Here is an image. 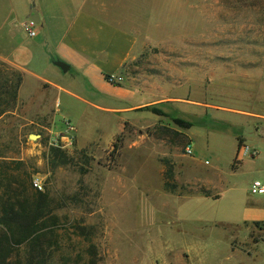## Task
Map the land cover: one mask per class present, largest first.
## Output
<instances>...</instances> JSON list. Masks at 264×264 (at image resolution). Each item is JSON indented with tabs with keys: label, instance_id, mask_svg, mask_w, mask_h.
<instances>
[{
	"label": "rangeland",
	"instance_id": "374dc122",
	"mask_svg": "<svg viewBox=\"0 0 264 264\" xmlns=\"http://www.w3.org/2000/svg\"><path fill=\"white\" fill-rule=\"evenodd\" d=\"M191 3L193 32L146 48L112 84L147 102L127 115L58 107L10 63L0 31V199L40 184L54 263L84 264L93 248L98 264H264V233L232 225L250 179L232 171L236 138L255 133L230 111L257 112L247 77L264 78V0Z\"/></svg>",
	"mask_w": 264,
	"mask_h": 264
},
{
	"label": "crops",
	"instance_id": "0c3cea01",
	"mask_svg": "<svg viewBox=\"0 0 264 264\" xmlns=\"http://www.w3.org/2000/svg\"><path fill=\"white\" fill-rule=\"evenodd\" d=\"M33 10L39 22L29 37L23 25ZM198 19L191 0H0L6 56L26 81L46 87L58 107L62 97H69L119 116L147 102L139 99L137 87L114 86L105 78L123 83L125 68L146 48L190 35ZM256 71L248 74L247 91L257 112L230 110L255 133L236 138L233 159L237 155L239 162L232 171L248 168L247 186L264 181V78ZM244 200L241 217L232 225H257L264 233V196H250L247 189Z\"/></svg>",
	"mask_w": 264,
	"mask_h": 264
},
{
	"label": "trees",
	"instance_id": "16d2710c",
	"mask_svg": "<svg viewBox=\"0 0 264 264\" xmlns=\"http://www.w3.org/2000/svg\"><path fill=\"white\" fill-rule=\"evenodd\" d=\"M105 79L108 80L109 77ZM176 122L189 127L187 123ZM240 147L239 141L237 150ZM113 149L118 151L116 143ZM52 155L55 160L58 159L56 153ZM231 168H235L233 163ZM26 190L27 192L18 194L16 200L0 199V264H56L53 262L54 251L51 248L52 232L49 234L44 230L47 222L57 221L51 215L49 199L35 188ZM204 195L208 197L207 194ZM18 198L23 201H18ZM214 198L217 199L218 196ZM84 264H98L93 248H90Z\"/></svg>",
	"mask_w": 264,
	"mask_h": 264
},
{
	"label": "built area",
	"instance_id": "2783aa9c",
	"mask_svg": "<svg viewBox=\"0 0 264 264\" xmlns=\"http://www.w3.org/2000/svg\"><path fill=\"white\" fill-rule=\"evenodd\" d=\"M35 28V24L33 23V21L27 19L26 23L23 25V29L24 31L28 34L29 37H32L34 35V31L33 29ZM116 81H120L118 79H114V78H110L107 80V82L109 84H114V82ZM246 152V150L244 149L243 153ZM185 154L187 156H191L192 155V151L191 148L188 146L185 148ZM34 187L37 190H41V186L38 183H34ZM248 194L250 196H264V181H260V180H255L253 182H251L249 184L248 187Z\"/></svg>",
	"mask_w": 264,
	"mask_h": 264
},
{
	"label": "water",
	"instance_id": "95a60500",
	"mask_svg": "<svg viewBox=\"0 0 264 264\" xmlns=\"http://www.w3.org/2000/svg\"><path fill=\"white\" fill-rule=\"evenodd\" d=\"M29 20L33 21V23H34L35 25L38 24L39 20H38V16H37L35 10H33V11L31 12V15L29 16Z\"/></svg>",
	"mask_w": 264,
	"mask_h": 264
}]
</instances>
